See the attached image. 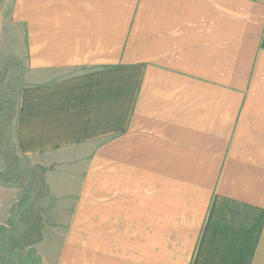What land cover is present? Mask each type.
<instances>
[{
	"label": "crops",
	"instance_id": "crops-1",
	"mask_svg": "<svg viewBox=\"0 0 264 264\" xmlns=\"http://www.w3.org/2000/svg\"><path fill=\"white\" fill-rule=\"evenodd\" d=\"M5 6L41 264H264V0ZM31 193L0 182V228Z\"/></svg>",
	"mask_w": 264,
	"mask_h": 264
},
{
	"label": "rangeland",
	"instance_id": "rangeland-1",
	"mask_svg": "<svg viewBox=\"0 0 264 264\" xmlns=\"http://www.w3.org/2000/svg\"><path fill=\"white\" fill-rule=\"evenodd\" d=\"M7 1L0 0V11ZM8 18V16L1 15L0 24ZM12 41L15 45L17 42L20 43L16 38ZM14 50L17 54H21V47L15 46ZM6 89L9 95L0 104V123L1 128L4 127L2 134H5L16 107L15 91L10 88V84H7ZM0 157L4 166V170L0 172V182L4 185L27 186L32 190L25 206L18 209L19 213H16L14 222L0 228V264H41L34 245L39 243L45 235H40L38 211L31 207L32 200H35L41 193L38 189L40 174L38 170H30L27 164L15 155L13 147L3 135L0 136ZM52 241L54 242V239Z\"/></svg>",
	"mask_w": 264,
	"mask_h": 264
}]
</instances>
